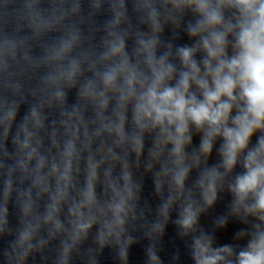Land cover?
<instances>
[{
  "label": "clouds",
  "instance_id": "obj_1",
  "mask_svg": "<svg viewBox=\"0 0 264 264\" xmlns=\"http://www.w3.org/2000/svg\"><path fill=\"white\" fill-rule=\"evenodd\" d=\"M106 254L264 264V0H0V264Z\"/></svg>",
  "mask_w": 264,
  "mask_h": 264
}]
</instances>
